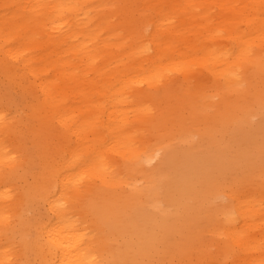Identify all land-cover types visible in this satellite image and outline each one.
<instances>
[{
    "label": "bare ground",
    "instance_id": "bare-ground-1",
    "mask_svg": "<svg viewBox=\"0 0 264 264\" xmlns=\"http://www.w3.org/2000/svg\"><path fill=\"white\" fill-rule=\"evenodd\" d=\"M262 97L264 0H0V264H264Z\"/></svg>",
    "mask_w": 264,
    "mask_h": 264
},
{
    "label": "snow or ice",
    "instance_id": "snow-or-ice-1",
    "mask_svg": "<svg viewBox=\"0 0 264 264\" xmlns=\"http://www.w3.org/2000/svg\"><path fill=\"white\" fill-rule=\"evenodd\" d=\"M261 109H262V111H264V97H262V100H261ZM162 163L165 165V167L168 166L166 161H162ZM101 223H102L104 226H107L108 223H109V221H108L107 218L102 217V219H101Z\"/></svg>",
    "mask_w": 264,
    "mask_h": 264
}]
</instances>
